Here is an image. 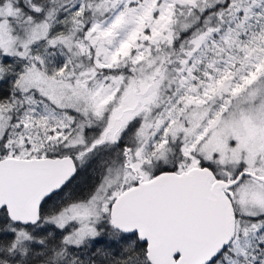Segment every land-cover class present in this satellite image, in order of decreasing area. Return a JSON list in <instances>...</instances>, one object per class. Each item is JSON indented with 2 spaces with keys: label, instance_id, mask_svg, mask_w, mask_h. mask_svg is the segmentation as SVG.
Wrapping results in <instances>:
<instances>
[{
  "label": "snow or ice",
  "instance_id": "6c2138e0",
  "mask_svg": "<svg viewBox=\"0 0 264 264\" xmlns=\"http://www.w3.org/2000/svg\"><path fill=\"white\" fill-rule=\"evenodd\" d=\"M0 264H264V0H0Z\"/></svg>",
  "mask_w": 264,
  "mask_h": 264
}]
</instances>
